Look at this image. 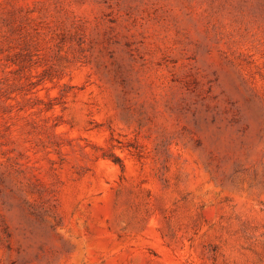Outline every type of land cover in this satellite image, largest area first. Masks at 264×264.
I'll return each mask as SVG.
<instances>
[{
	"label": "rangeland",
	"instance_id": "1",
	"mask_svg": "<svg viewBox=\"0 0 264 264\" xmlns=\"http://www.w3.org/2000/svg\"><path fill=\"white\" fill-rule=\"evenodd\" d=\"M0 264H264V0H0Z\"/></svg>",
	"mask_w": 264,
	"mask_h": 264
}]
</instances>
